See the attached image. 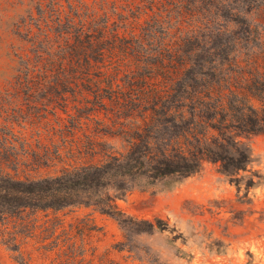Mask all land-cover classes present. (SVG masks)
Listing matches in <instances>:
<instances>
[{
    "label": "trees",
    "instance_id": "1",
    "mask_svg": "<svg viewBox=\"0 0 264 264\" xmlns=\"http://www.w3.org/2000/svg\"><path fill=\"white\" fill-rule=\"evenodd\" d=\"M139 2L143 7L131 17L153 16L143 26L120 16L122 27L130 25L128 37L105 15L97 35L80 26L55 56H37L38 70L26 62L16 95L31 102L43 93L38 119L46 117L41 112L67 113L69 98L77 101V115L54 133L66 156L103 151V160L21 180L17 154L0 148V222L21 220L26 211L93 207L129 233L151 234L167 224L128 217L117 206L133 190L190 178L206 165L238 189L242 182L246 190L254 186L252 176L241 174L254 162L247 141L264 135V29L241 14L264 0ZM102 110L103 135L118 140L120 150L74 138L81 119ZM32 155V164L48 167L46 153ZM55 156L60 159L59 150Z\"/></svg>",
    "mask_w": 264,
    "mask_h": 264
},
{
    "label": "rangeland",
    "instance_id": "2",
    "mask_svg": "<svg viewBox=\"0 0 264 264\" xmlns=\"http://www.w3.org/2000/svg\"><path fill=\"white\" fill-rule=\"evenodd\" d=\"M138 7H143L139 0H0V148H13L17 154L19 179H38L103 160V151L66 156L54 133L77 115L72 109L80 106L77 101L69 98L67 113L41 112L46 117L38 119L34 116L45 102L43 93L35 94L31 102L16 95V82L27 70L26 62L29 69L38 70L42 63H37V56H55L66 38L74 42L80 26L84 33L97 35L105 15L110 23L119 24L120 35L128 37L130 25L122 27L120 16L126 23L136 20L139 26L153 16L148 11L132 18ZM241 16L264 29V4ZM103 123H107L103 110L90 113L81 119V129L74 130L75 140L81 144L88 136L120 150L118 140L103 135ZM247 143L254 162L241 176H252L255 183L247 190L244 182L238 189L215 166L206 165L190 178L133 190L117 201L128 217L162 220L167 224L163 231L129 233L93 207L26 211L21 220L0 222V263L264 264V135L253 136ZM56 150L60 159H55ZM44 153L48 167L32 164V154Z\"/></svg>",
    "mask_w": 264,
    "mask_h": 264
}]
</instances>
